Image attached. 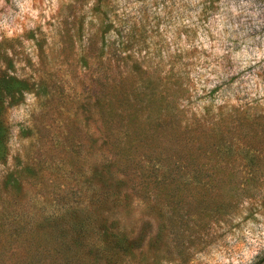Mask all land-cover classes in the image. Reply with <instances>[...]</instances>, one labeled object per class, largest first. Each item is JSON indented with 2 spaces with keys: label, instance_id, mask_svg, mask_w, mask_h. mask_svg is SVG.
<instances>
[{
  "label": "rangeland",
  "instance_id": "374dc122",
  "mask_svg": "<svg viewBox=\"0 0 264 264\" xmlns=\"http://www.w3.org/2000/svg\"><path fill=\"white\" fill-rule=\"evenodd\" d=\"M236 118L264 124V0H0V264H264Z\"/></svg>",
  "mask_w": 264,
  "mask_h": 264
},
{
  "label": "trees",
  "instance_id": "16d2710c",
  "mask_svg": "<svg viewBox=\"0 0 264 264\" xmlns=\"http://www.w3.org/2000/svg\"><path fill=\"white\" fill-rule=\"evenodd\" d=\"M234 110V109H233ZM236 111V110H235ZM263 126L264 124L262 123H258V122H250V123H246V121L244 120V118H236V122L230 126V130L232 132V134H235V138L237 139H243V140H247V142H257L259 141L260 138V134H262L263 132ZM236 139V141H237ZM220 141H216V161L215 159H211V163L212 164H208V163H204L201 162L199 163L196 168L193 169L194 173H207V172H212L215 173L219 172L222 170L223 167H220L217 165L218 159H222V156H226L230 157L231 156V151H232V144H228V143H220ZM236 147V146H235ZM238 148V147H236ZM205 150H212L214 152V146H212L211 144L208 145L206 144L204 147ZM255 155H253V151L251 148L245 149V147L243 148H239V153L237 154L235 152L234 157H231L230 159H232V161L234 163L237 164V166L241 165V167H247L248 165L250 166V173H256L257 172V164H253V163H249L250 161L255 159ZM215 161V162H214ZM214 162V163H213ZM234 168V166L230 167V170L232 172V174L230 173L229 177L230 179L233 178V176H235V174L240 173V170ZM177 171V167L175 166V164H172V168L169 170V172H167L165 175H162V178H170V181H172L174 178L173 176H171L172 174H176ZM158 181H153L152 183V189L150 191L145 192V194L147 195L148 198H157V195L154 194L155 191H157L158 189L156 188L158 185ZM216 193H218L217 198H216V202L218 203H222L223 201H225L226 199H234V200H239L241 198H245V199H249L253 196V193L250 192V190L248 188L245 189H239L238 190V186L236 185V183H233L232 187H228L223 188L221 186H217L216 189ZM231 193V194H229ZM173 196V195H171ZM179 196L176 195L175 196V202L179 201Z\"/></svg>",
  "mask_w": 264,
  "mask_h": 264
}]
</instances>
